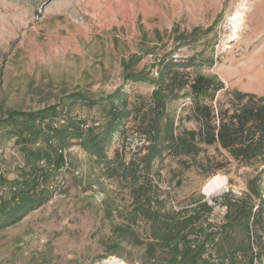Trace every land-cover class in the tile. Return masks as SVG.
<instances>
[{"label": "rangeland", "instance_id": "1", "mask_svg": "<svg viewBox=\"0 0 264 264\" xmlns=\"http://www.w3.org/2000/svg\"><path fill=\"white\" fill-rule=\"evenodd\" d=\"M174 26L185 34L197 29L199 35L174 49L167 38ZM159 38H164L166 53L173 58L193 59V74L216 77L228 91L264 96V0H0V120L9 110L36 111L60 104V109L70 108L71 116L90 125L103 124L101 107L72 105L68 96L82 92L99 98L123 86L122 60L140 54L149 44L159 46ZM156 61L148 55L138 68ZM124 88L133 95L149 96L153 91L147 84ZM229 96L223 90L217 98L228 102ZM169 109L177 119L183 118L184 127L197 128L195 120L188 118L190 101L173 103ZM11 141L0 131L2 149ZM75 144L68 150L73 156L71 166L53 173L47 184L55 189L53 198L0 231V264H97L103 259L112 264V259L124 264H168L165 252L158 250L150 260L145 246L131 245L115 231L126 222L120 214L130 210L131 185L117 176L105 177L102 166ZM43 145L39 140L28 149ZM16 147L25 164L22 145ZM120 147L118 137L108 155L112 157ZM208 160L212 167L216 162L229 163L209 176L192 165ZM15 162L5 164L12 181H18L23 170ZM263 168L238 163L226 152L205 146L196 158L156 163L154 174L175 211L190 208L202 198L213 207L211 222L219 225L227 212L222 197L251 195L250 180H257L253 202L258 205L264 200ZM218 175L225 180V189L205 195L203 188ZM8 193V188H0V196ZM105 200L112 205L111 214L105 210ZM136 230L145 237L148 227L139 223ZM118 241L121 249L106 256L109 245Z\"/></svg>", "mask_w": 264, "mask_h": 264}, {"label": "trees", "instance_id": "2", "mask_svg": "<svg viewBox=\"0 0 264 264\" xmlns=\"http://www.w3.org/2000/svg\"><path fill=\"white\" fill-rule=\"evenodd\" d=\"M198 35L197 29L185 34L174 26L167 38L177 49ZM157 41L159 46L147 44L140 54L121 63L124 85H150L153 91L149 96L133 95L124 85L99 98L82 92L68 96L72 105L82 102L88 108L101 107L105 112L103 124L90 125L71 116L70 108L60 109V104L36 111L9 110L0 120L3 136H17L27 167L18 181L0 177V188L9 189L7 198L0 196V231L21 222L53 198L55 189L47 184L53 173L71 166L73 156L68 150L77 142L102 166L105 177L117 176L131 185L130 210L120 214L126 222L117 225L115 231L129 244L145 246L150 260L161 250L168 264H264V200L260 198L258 205L252 200V194H258L256 179L249 181L251 195L236 199L227 193L222 197L221 205L227 212L218 225L211 222L213 207L202 198L194 200L190 208L175 211L154 174L156 163L166 158H196L205 146L224 151L246 166L263 167L264 96L238 89L228 91L216 77L193 74V59L173 58L166 53L164 38ZM148 55L157 61L139 69ZM223 90L230 95L228 102L217 98ZM179 101H190L192 114L188 118L198 124L196 129L184 127L183 118L177 119L170 111ZM118 137L121 147L110 157L108 151ZM135 139L139 142L134 143ZM39 140L43 146L28 149ZM210 161L192 165L209 176L229 163L216 162L212 167ZM104 205L111 214L112 205L107 200ZM139 223L148 227L145 237L136 230ZM121 245L120 241L113 242L106 256L117 254Z\"/></svg>", "mask_w": 264, "mask_h": 264}, {"label": "built area", "instance_id": "3", "mask_svg": "<svg viewBox=\"0 0 264 264\" xmlns=\"http://www.w3.org/2000/svg\"><path fill=\"white\" fill-rule=\"evenodd\" d=\"M98 125V124H96ZM88 126H85V128H87ZM11 145H9V147L2 149L0 147V177L3 178H7L8 180H10L8 178L9 176V170L8 167L5 166L6 163H8L11 159L16 160V164L21 167L22 169L25 168V164H22V161L20 160L19 157V153H18V149H17V136L12 137V141H11ZM21 162V164H20ZM41 164H44V161L41 162ZM13 190L15 191L16 188L14 187ZM3 196H5L4 198H7V196H9L8 194H2ZM213 216V215H212ZM211 216V217H212ZM97 264H112L110 262V260L108 259H103L102 262H98Z\"/></svg>", "mask_w": 264, "mask_h": 264}, {"label": "bare ground", "instance_id": "4", "mask_svg": "<svg viewBox=\"0 0 264 264\" xmlns=\"http://www.w3.org/2000/svg\"><path fill=\"white\" fill-rule=\"evenodd\" d=\"M225 187H226L225 180L218 175L210 179L203 188V190L205 195L211 197L217 192H220L221 190L225 189ZM112 261H114V264H124L123 262H119L118 260L112 259Z\"/></svg>", "mask_w": 264, "mask_h": 264}]
</instances>
